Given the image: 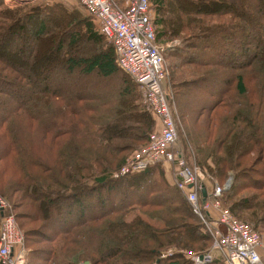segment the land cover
<instances>
[{"label":"trees","instance_id":"obj_1","mask_svg":"<svg viewBox=\"0 0 264 264\" xmlns=\"http://www.w3.org/2000/svg\"><path fill=\"white\" fill-rule=\"evenodd\" d=\"M236 1V8L227 0L225 4L222 0L151 3L157 42L165 43V59L170 58L176 68L171 78L174 101L181 102L192 86L202 87L208 99L198 110L206 115L205 148L194 147L192 162L221 185L232 173V183L223 193L224 205L262 231L264 27L259 25L264 26V0ZM247 2L255 14L248 13ZM8 5L0 0V41L18 42L13 53L31 69L0 54V162H8L0 171V181L8 177L10 166L14 171L9 187L2 186L0 193L5 197L22 193L23 207L28 202L33 210L29 213L26 206V214L19 216L13 203L16 217L46 224L48 234L24 231L26 246L32 234L49 242L43 249L31 248L30 264H191L186 253L167 250H203L210 247L211 236L203 232L185 192L158 171L162 165L115 176L127 153L148 141L159 120L144 105L138 83L119 65L113 44L90 14L67 11L62 3L25 11L23 6ZM220 7L214 13L221 19L218 25L202 18ZM35 19L39 26L26 48L23 32ZM245 32L248 39L243 38ZM83 39L97 52L77 59L72 50ZM49 48L64 62L58 73L99 79L120 75L121 86L111 93L76 91L70 79L56 75L50 81L57 66L48 71L50 75L40 76V67L50 69L48 56L42 55ZM213 75L224 77L217 90L207 88V77ZM175 107L185 127L183 119L190 112ZM115 188L124 193L119 203ZM95 198L102 207L86 209L87 199ZM139 208L163 224L148 222ZM59 209L65 211L58 215L57 227H52V214ZM6 212L0 207V226ZM212 264L226 263L217 257Z\"/></svg>","mask_w":264,"mask_h":264},{"label":"built area","instance_id":"obj_2","mask_svg":"<svg viewBox=\"0 0 264 264\" xmlns=\"http://www.w3.org/2000/svg\"><path fill=\"white\" fill-rule=\"evenodd\" d=\"M77 1L113 44L119 65L138 83L144 105L159 120V125L149 134L148 144L128 158L120 175L141 172L158 164L172 167L175 185L185 192L203 232L208 233L212 241L210 247L203 250H181L191 264H212L217 257H222L226 264H264L260 251L264 235L223 203V193L230 183L221 186L199 165L191 166L177 146V123L165 87L167 62L163 47L156 39L151 0H129L125 7L116 0ZM209 182L211 187H208ZM203 189L207 190L206 198ZM0 207L7 209L0 226V261L2 264H25V233L16 216L8 213L1 197Z\"/></svg>","mask_w":264,"mask_h":264},{"label":"rangeland","instance_id":"obj_3","mask_svg":"<svg viewBox=\"0 0 264 264\" xmlns=\"http://www.w3.org/2000/svg\"><path fill=\"white\" fill-rule=\"evenodd\" d=\"M9 1L10 2H7L8 4H10V6L8 5L9 7H14L15 5L23 6L21 10H24V11L27 8H29V7H34V6H39V5L49 4V3L50 4L62 3V5L65 6V9L67 11H73V10L76 9V10L82 12L84 15H86V16L88 15L89 16V13L87 12V10L84 9L83 7H81L79 4H77L74 0H32V1H27V2H24V3L15 2L13 0H9ZM244 2L245 1L243 0V3ZM225 3H226V0H222V4H225ZM227 3L230 4L231 6L235 7V8L238 6L236 0H227ZM245 4H242V5L244 6ZM247 4L249 5L248 2H247ZM153 6L155 7L154 2H153ZM209 6L212 7L213 4H210ZM216 6H218V5H214L213 7H216ZM206 10H209V9H206ZM220 10H221V7L216 9V10L215 9L209 10L208 13L210 15H206L205 14V15H203L202 18H204V20H215L216 22H214V24L218 25L221 19H220L219 16H214V13H216V12H218ZM247 11L250 14H255L256 13V12H254V9H252V5H249V8H248ZM38 26H39V21L37 19H35V20H33L32 24L27 25V28L23 32V34L25 36L24 41H26L25 42L26 43V48H28L31 45L30 40L32 39L34 29L38 28ZM263 27L264 26L259 25V29H262ZM243 35H244V37H243L244 39H248L250 37L249 33H246V32ZM51 42L52 41L50 40L49 47H52V45H53ZM159 44L163 47L162 50L164 52L166 50V47H165L166 45L164 46L165 43L159 42ZM18 47H19L18 42L15 43V44L3 45L2 41H0V54L2 56L10 58V60H12L14 63L19 64L21 68H25L27 70L31 69V66L29 65V63H26V64L23 63L22 58L16 56L13 53V52H16V50H18ZM50 51H51V49L50 50H45V52H43V54H42L43 56L45 55V57L48 56L47 58H48V64H50V69L46 70L45 66H43V67H40L39 68L40 71H38V73H40V76H44L45 74H49L50 75V73H48V71L50 72V70L54 66H57L56 68H54L55 70L52 71V73L50 75V77H51L50 81H52L53 77L58 75L60 78L70 79L71 80L70 86H71V88L73 90L79 91L80 89L82 90L83 88H86V91H88L89 93H91L93 91H96V92L97 91L98 92L105 91V92H110L111 93V91L113 92L114 90L118 89L121 86V77H119L120 75L119 76L115 75V76H113L112 78H109V79H102V78L99 79L95 75L92 76V77L86 78V76L83 77V76H79V75H76V74H74V75L67 74L66 75L65 73L63 74L62 72L58 73V69H60V68H62V66H64L63 65L64 62L59 59V55L55 56L54 52L53 51L50 52ZM72 51H73L74 57H76L77 59L78 58H82V57L83 58L84 57H89L90 55H93V54H95L97 52V50H95V48H93L86 39L81 40L78 43V45L76 46V48H74ZM40 54H41V52H40ZM38 60L40 62L39 58H38ZM170 61H172V60H170V58L166 57V62H167V66L166 67H167V70H168V78H167V80L165 82V87H166V92L168 94L169 104H170L172 110L174 111L173 116H174V119H175V121L177 123V129H178L177 146L182 149L183 156H184L185 160L191 166L195 167L196 164L192 162L194 147L196 149V145H197V146L205 148V144H206L205 136H207V129H208L207 121H206V115H203V116L200 115L198 113V110H199V108L202 105L208 103V99L206 98L204 93L201 91L202 87L192 86V87L188 88L186 91H184L185 93L181 97V102L182 103L180 102V99H177L178 101L177 100L174 101L173 93H174L175 90L172 87L173 82H172L171 78H173L172 72L176 68L174 67L173 64H170ZM20 62H21V64H20ZM198 68H199L198 70H203L204 69L202 67H198ZM44 71H46V72H44ZM180 74H181V72L178 73V77L176 78L177 80L180 78ZM222 79H224V77L220 76V75H215V76L213 75V76L207 77L206 84L209 85V87H207V88L211 89V90H214V89L217 90L220 86L223 85L222 82H221ZM177 82H179V81H177ZM38 86H39V84H38ZM176 91L178 92V89H176ZM141 98H142V95H141ZM176 101H177V104H176ZM175 105L178 106V110L179 109H183L185 107V109H187L190 112V117H188V118L184 117V119L182 118L183 121H184L185 127L182 126L183 122H182L181 118L179 117V114H178V112L176 110ZM180 105H181V107H179ZM123 121L125 122L126 120L123 119ZM122 126H125V125H122ZM121 133L124 134V130ZM189 134L193 137L194 140L192 138H191V140L189 139V137H188ZM143 143L144 142H142L140 144V147H138V145H137L138 148H134V149L132 148L133 150L132 151L130 150L127 153L128 156H127L126 162H127L128 158L130 156H132L135 152H137L138 149H140L141 147H144L146 144H148V141L146 143H144V144ZM253 157H255V156H253ZM7 166H8V162H6V161L0 162V171L2 169L6 168ZM122 166H121V168H122ZM10 168L13 169L12 166H10ZM11 169H8V171H9L8 175H7L8 177L3 179V181H0V188H2V186H7V184H8V187H9L11 178L14 175V171L11 170ZM158 171L159 172L162 171L165 174L167 179L171 178L172 176L174 178L172 167H169L168 165L167 166H163L162 165V167L158 168ZM118 175H120V170L115 173V176H118ZM208 176H210V174H208ZM232 180H233V176H232V173H231V176L228 178L226 183L228 182V183L231 184ZM114 192H115V195L118 196L116 198V202L119 203L121 201V198L123 197L124 193L122 192L121 189L119 190L118 188H115ZM21 195H22V193H20V192H15L14 194L13 193H8V196L11 198V199H9L8 196L5 197V196H3L0 193V197L6 202L8 211L12 212L14 215H15V213H14L15 209L17 210V214L19 216H23V215L26 214V211H25L24 207L28 206L26 208L28 210L30 209V207L28 205V202H26L27 205H25L23 207L24 202H23V200L20 197ZM113 198L115 199V197H113ZM9 200L11 201V203L9 202ZM87 201L92 206L88 205V203H87L86 204L87 206L84 205V207H86V209H88L90 211H92V209H96V208L102 207L101 206L102 202H100V200H98L97 198H95L93 200L87 199ZM13 203L17 206V207H15L14 211H13ZM223 203H224V201H223ZM58 205H59L58 207H60L63 204L60 203ZM105 206H106V204H105ZM88 207H90V209ZM139 209H140V211L139 210H137V211L140 212L142 214V217L145 220H147L148 222H152L153 224H156L158 227H160L163 224L161 219L152 218V217L150 218V216H148L147 212L144 211L145 209H142V208H139ZM32 210L30 209L29 213L32 212ZM62 210H63V212L65 211L64 209H62ZM62 210L59 209V211H57V212L52 214L54 217H52V219L49 222L52 227H57L56 220L59 219L58 215L62 214ZM73 212H74V210H73ZM47 214H48V212H47ZM16 219H17V223L19 224V227L23 231H30V232L38 231L37 233H39V234H42V233L44 234L45 232H46V234H48V231H46V227H45L46 224H44L42 220H30V219H27L26 217L25 218L24 217L23 218L16 217ZM0 230H1V228H0ZM259 232L264 235V230L259 231ZM28 240L29 241L27 242V246H26V244H25L26 243V237L24 235V246L26 248V263L25 264H30L29 261H30V258H31V255H30L31 254V252H30L31 248L33 250H40V249H43V247H45L47 244H49V242L48 243L45 242V241L43 242V240L40 239V235H37V234L29 235L28 236ZM36 241H40V243H36ZM263 244H264V238H263ZM181 250H185V249L182 248V249L178 250L175 247H170L167 250V252L171 253V252H176V251H181ZM189 250H194V249H189ZM260 251H261V254H262V257H263V260H264V246H263V248L260 249Z\"/></svg>","mask_w":264,"mask_h":264},{"label":"crops","instance_id":"obj_4","mask_svg":"<svg viewBox=\"0 0 264 264\" xmlns=\"http://www.w3.org/2000/svg\"><path fill=\"white\" fill-rule=\"evenodd\" d=\"M121 6H123V7H125V6H127V4H128V1L129 0H116ZM173 170V169H172ZM168 180L172 183V182H174V178H173V176L171 177V178H168ZM211 183L209 182L208 183V187H211Z\"/></svg>","mask_w":264,"mask_h":264},{"label":"water","instance_id":"obj_5","mask_svg":"<svg viewBox=\"0 0 264 264\" xmlns=\"http://www.w3.org/2000/svg\"><path fill=\"white\" fill-rule=\"evenodd\" d=\"M16 2H22V3H24V1H16ZM202 193H203L204 198H206V196H207L206 189H203Z\"/></svg>","mask_w":264,"mask_h":264}]
</instances>
